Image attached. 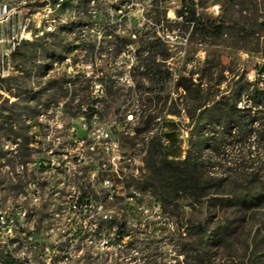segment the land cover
Returning <instances> with one entry per match:
<instances>
[{
    "label": "rangeland",
    "instance_id": "1",
    "mask_svg": "<svg viewBox=\"0 0 264 264\" xmlns=\"http://www.w3.org/2000/svg\"><path fill=\"white\" fill-rule=\"evenodd\" d=\"M213 1L224 7L225 0H199L200 15L216 18L209 10ZM44 2L33 0L25 10L36 12ZM193 2L58 0L51 5L58 18L53 34L44 33L25 42L14 57L17 71L4 81L0 79V89L5 92H0L1 208L22 205L31 216L29 222L35 221L36 202L30 194L21 193L33 170L25 163L23 172H17L22 169L21 159L34 161L39 133H51L53 146L60 154L66 152L67 146L75 147L73 138L84 132L85 122L89 126L95 120L107 123L118 133L126 112L138 107V127L142 131L121 133V137L125 147L130 144L143 155L145 165L140 174L147 171L146 159L157 144L156 135L161 139V118L164 128L166 123L169 131L177 135L178 156L184 157L190 119L184 109L186 93L178 86V79L185 76L197 82L207 61L221 63L215 75L224 69V74L230 76L228 67L234 66L250 79L264 65V56L252 50L257 48L255 40L250 42L242 33L244 28L264 19V0H239L227 15L229 23H237L239 32L228 29L220 38H206L186 27L178 11L184 3L194 6ZM43 19L44 15L37 20ZM167 33H172L173 38L166 42L163 36ZM158 38L163 42H156ZM153 45L160 51L167 49L169 54L166 60H161V69L171 71L170 79L154 76L155 69L145 64L148 53L144 49L151 52ZM68 77L74 80L71 87L64 82ZM96 85L103 90H97ZM221 87L225 88L226 83ZM96 97H99L97 119L83 108L90 106ZM10 130L20 135V145L15 143ZM6 144L9 149L13 146L25 154L9 155ZM206 153L210 155V151ZM135 183L141 188V182ZM56 188L63 189L58 183ZM146 193L150 195H145V216H152L153 200L158 199L167 216L157 213V220L165 223L158 224L150 234L133 233L128 246L116 254L86 248L75 264H264V204H211L181 194L165 208L153 190ZM107 206L120 213L127 203L118 200ZM40 207L48 225L45 237H52L51 229L59 235L69 234L61 221L62 208L56 207L54 200H47V193H42ZM142 224H149V217H142ZM16 240L3 245L11 248L13 259L22 256V246L15 244ZM3 254L0 248V259Z\"/></svg>",
    "mask_w": 264,
    "mask_h": 264
},
{
    "label": "built area",
    "instance_id": "2",
    "mask_svg": "<svg viewBox=\"0 0 264 264\" xmlns=\"http://www.w3.org/2000/svg\"><path fill=\"white\" fill-rule=\"evenodd\" d=\"M32 1L0 0V76L3 81L13 74L14 57L18 49L25 42L40 37L41 31L39 27H35V20L43 15H52V4L48 0L35 12V16H28L25 8ZM195 8L199 16V0H195ZM222 9V5L216 1L209 7L210 14L216 17L222 13ZM52 17L55 18L53 15ZM179 17L183 19L182 16ZM24 25H31V32H24ZM163 37L167 42L173 38V34L167 33ZM67 85L71 87L70 82ZM96 88L103 90L101 85H96ZM0 92L5 93L2 89ZM91 106L95 108L91 115L97 119L99 97H96ZM83 108L87 111L86 105ZM139 114L138 107L129 109L118 133L113 131V125L95 120L89 126L85 122L84 132L73 138L75 147H66L68 167L55 166V153L59 152L53 146L52 134L36 135L38 140L34 161L26 162L31 166L29 170H33V175L24 184V192H21L36 194L35 221L23 222L24 211L20 207H17L14 220H5V210L0 208V248L4 253L0 264H11V248H3V239L9 235L8 225H17L18 233L27 232V241L15 242L22 246V257H27V264H56L55 248L59 234L52 229V237H45L48 225L41 213L38 193H47V200H54L56 207L62 208L61 221L64 223L65 233H69L71 239L70 255L64 264H75L76 258L86 248H92L101 254H116L122 247L128 246V238L133 233L150 234L158 224L165 223V220H157V213H165V218L167 216L160 200H153L152 216H145V195L150 194L141 187L135 189L138 190V197H127V190L118 189V174L127 172L128 156L136 154V148L130 144L125 147L121 133H137ZM21 140L17 138L15 143L20 145ZM6 145L9 149L10 145ZM163 145L168 147L165 136ZM84 146L94 149V157H85ZM19 152L13 146L9 149V155ZM20 166L22 169H18L17 174L23 172L25 163H20ZM55 168H62L65 183L70 184V191L56 188ZM146 174L147 171L136 178L128 177V182L142 183ZM118 199L127 200V207L116 215H107L106 202ZM142 217H149V224H142Z\"/></svg>",
    "mask_w": 264,
    "mask_h": 264
},
{
    "label": "trees",
    "instance_id": "3",
    "mask_svg": "<svg viewBox=\"0 0 264 264\" xmlns=\"http://www.w3.org/2000/svg\"><path fill=\"white\" fill-rule=\"evenodd\" d=\"M49 2L54 6L58 0ZM238 3L239 0H225L222 13L216 18L198 16L195 2L194 6L184 3L178 16L183 17L187 28L192 27V32H201L206 38H220L228 29L239 32L237 23H229L227 19L229 11ZM263 31L264 19L244 28L242 33L250 42L255 40L257 48L252 50L264 56ZM156 42L162 43L163 39L158 38ZM144 50L148 53L144 62L155 69L154 76L170 79L171 71L161 69V60H166L169 54L167 49L160 51L153 45L151 52ZM218 67L221 63L207 61L200 69L197 82L185 76L178 79V86L186 93L184 109L190 119L184 157L178 156L177 135L169 131L166 123L164 128V121L162 135L170 138L171 144L165 147L156 135L157 144L148 153L147 174L141 187L159 195L165 208L181 194L211 204H264V73L259 72V67L256 77L250 79L246 72L241 73L231 66L228 67L230 76L224 74V69L215 75ZM72 81V77L64 79L66 85L69 82L72 85ZM223 83H226L225 88L221 87ZM87 111L92 114L95 108L88 105ZM141 131L138 128V132ZM10 134L15 136V141L21 138L15 131L10 130ZM27 161L21 159L20 163ZM200 228L204 231L203 226Z\"/></svg>",
    "mask_w": 264,
    "mask_h": 264
},
{
    "label": "bare ground",
    "instance_id": "4",
    "mask_svg": "<svg viewBox=\"0 0 264 264\" xmlns=\"http://www.w3.org/2000/svg\"><path fill=\"white\" fill-rule=\"evenodd\" d=\"M53 11L54 9L51 7V14L55 16ZM52 15H44V19L42 21L35 20V27H39V30L41 31L40 36H42L44 33L55 31L56 21H58V18L56 16L54 18L52 17ZM28 16H35V12H32V13L28 12ZM48 26H50V28H48ZM24 32H31V25H24ZM16 71H17L16 66H14L13 73ZM0 79L1 80L3 79L2 76H0ZM161 122L163 124L162 118H161ZM163 138H164V135H162V131H161L162 144H163ZM165 141H166V145L169 146L171 144V139L166 136H165ZM84 155L85 157H94V149H92L91 146H86L84 148ZM57 161H58V164H57ZM144 165H145V161L141 153L136 152V154H129L127 172H121L120 174H118V189L127 190V197H138V190H135V189H141V188L135 182H128V177L136 178V176L141 173ZM55 166L68 167V152H62L60 154L55 153ZM54 183L55 184L58 183L62 185V188H63L62 191H70V184L65 183L64 172L62 168H55ZM30 197L31 199H33L34 202H36V194H30ZM41 197H42V193H38V200H40ZM7 200L9 201V199ZM118 200H121L127 203V200L125 199H118ZM118 200H109V202H106L107 215L117 214L115 210L109 208L107 205L111 202H116ZM17 207L22 208V210L24 211L23 222H29L31 219V216L29 215L27 208H24L22 205H18V204L17 206H14V205H12V207L9 206L8 207L9 209L0 207L2 210H5V220L15 219V212H17ZM51 232H52V229H51ZM8 233L9 235L7 237H4L3 239V245H10L17 238H19V236L21 237L20 239H22V241H27V232L18 233L17 225H8ZM70 248H71L70 235L60 234L59 237H57V245L55 248L56 264H64L65 262H67L68 257L70 255ZM17 258L18 259L11 258V264H27V257H22V256L19 257L18 255Z\"/></svg>",
    "mask_w": 264,
    "mask_h": 264
},
{
    "label": "water",
    "instance_id": "5",
    "mask_svg": "<svg viewBox=\"0 0 264 264\" xmlns=\"http://www.w3.org/2000/svg\"><path fill=\"white\" fill-rule=\"evenodd\" d=\"M259 72L264 73V65L260 67Z\"/></svg>",
    "mask_w": 264,
    "mask_h": 264
}]
</instances>
